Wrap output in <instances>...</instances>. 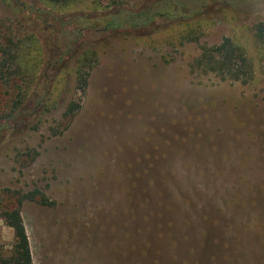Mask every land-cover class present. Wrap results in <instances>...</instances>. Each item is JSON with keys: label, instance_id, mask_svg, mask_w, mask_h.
Wrapping results in <instances>:
<instances>
[{"label": "rangeland", "instance_id": "rangeland-1", "mask_svg": "<svg viewBox=\"0 0 264 264\" xmlns=\"http://www.w3.org/2000/svg\"><path fill=\"white\" fill-rule=\"evenodd\" d=\"M58 1L0 0V33L36 37L43 51L31 90L48 95L45 108L22 100L8 121L32 73L25 63L0 78V208L32 190L50 201L20 207L33 264H264V42L254 38L264 2L175 0L182 15L212 20L197 40L166 44L168 17L103 30L155 0ZM226 37L252 60L245 82L196 65ZM85 48L97 61L81 91ZM12 240L0 214V245Z\"/></svg>", "mask_w": 264, "mask_h": 264}, {"label": "trees", "instance_id": "trees-1", "mask_svg": "<svg viewBox=\"0 0 264 264\" xmlns=\"http://www.w3.org/2000/svg\"><path fill=\"white\" fill-rule=\"evenodd\" d=\"M41 1L46 5H55L57 2H61L58 0ZM67 2L68 1H65V3ZM262 2H264V0H262ZM154 3V8L152 7L151 9L143 8L140 12H130L129 14L120 13L104 25L103 30L114 32L135 29L140 31L142 29L145 30L147 25H157L155 18L168 17L170 18L168 28L163 32L161 31V39L166 44H172L175 41H177L178 44H182L185 41L197 40L200 36H204L209 32L206 29H202L201 24L207 25L212 18L210 17L208 19L201 13V10L196 12L194 18H190L180 13V9L184 7L182 1L155 0ZM209 4V1H207V5ZM258 17L259 19H256V22L254 23V38L257 42L263 44L264 14H261ZM182 18H185L186 20ZM159 28L160 26L156 27L157 31H159ZM83 29L84 28L81 27L77 28V31L75 32L76 39L84 37V34L81 33ZM28 39L29 41L15 39L12 34L3 35L0 33V78L4 79L3 81L5 82H11L12 80L9 77L10 74L3 73L2 70L4 68H13V73L15 74L18 72L17 68H22L25 63H27L28 68L31 69L32 73V83L28 85L25 97L23 95L20 98V95H17V99L15 100L16 110H13L6 115L8 121L20 113L18 111L19 108L17 109V107L22 100L24 101L20 103V105L33 99V105L30 112L34 110L38 111L41 107L45 108L47 106L48 95L46 93L42 96L36 95V97L33 98V95L35 94L33 89L31 90V87L37 78L36 75L42 63L43 51L36 37L30 36ZM62 55L63 54L60 52L57 56H52L53 61H50L48 64L52 65V62L55 65L61 63ZM96 61V52L91 48H85L79 53L75 62L76 90L85 91L88 84L89 73L95 66ZM196 65L206 72H212L220 76L221 80L245 82L252 74V60L246 53L245 47L227 37L222 39L219 44L209 49L202 48L201 54L197 57ZM79 106V103L75 99H72L62 112V119L68 123L67 121L75 115ZM24 115L26 116L27 114L25 113ZM25 200H33L41 204H50V201H48L44 193L38 190H32L24 194L18 193V195L14 196V200L0 208V214L4 223L13 231V240L9 247L5 248L0 245V264H33L30 242L20 210V207Z\"/></svg>", "mask_w": 264, "mask_h": 264}]
</instances>
